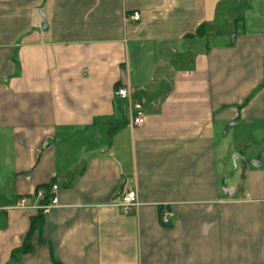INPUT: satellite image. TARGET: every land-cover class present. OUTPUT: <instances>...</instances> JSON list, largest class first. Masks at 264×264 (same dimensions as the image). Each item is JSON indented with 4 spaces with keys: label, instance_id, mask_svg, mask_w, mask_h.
<instances>
[{
    "label": "crops",
    "instance_id": "obj_1",
    "mask_svg": "<svg viewBox=\"0 0 264 264\" xmlns=\"http://www.w3.org/2000/svg\"><path fill=\"white\" fill-rule=\"evenodd\" d=\"M0 264H264V0H0Z\"/></svg>",
    "mask_w": 264,
    "mask_h": 264
},
{
    "label": "built area",
    "instance_id": "obj_2",
    "mask_svg": "<svg viewBox=\"0 0 264 264\" xmlns=\"http://www.w3.org/2000/svg\"><path fill=\"white\" fill-rule=\"evenodd\" d=\"M132 21H138L139 20V14L137 12L132 13V15L129 18ZM115 95L121 99H126L128 96V90L126 88L119 89L116 91ZM133 126L135 127H141L143 125V119L141 117H137L132 122ZM55 190H57V187L53 185V187L50 188L48 195L49 198L45 204H40L37 206V212L41 215H47L50 213L52 209H54L57 206V198L55 197ZM39 201H43L45 197V193L42 194L40 191L37 195ZM26 198H21L18 203V208H26ZM137 206V196L136 192L133 190L127 191L124 195L121 196L120 201L117 205V207L123 212L128 213L132 208ZM169 214H167L163 218V223L168 224L169 222Z\"/></svg>",
    "mask_w": 264,
    "mask_h": 264
},
{
    "label": "rangeland",
    "instance_id": "obj_3",
    "mask_svg": "<svg viewBox=\"0 0 264 264\" xmlns=\"http://www.w3.org/2000/svg\"><path fill=\"white\" fill-rule=\"evenodd\" d=\"M229 11V10H228ZM221 30H220V32H222L223 30L222 29H224V28H220ZM231 38H232V36H231ZM222 39V37H218V38H216V41H218V40H221ZM230 134H232V132H231V130H230ZM248 144V143H247ZM251 143H249L248 145H246V146H249ZM244 152H245V150H244ZM244 152H238V151H236V152H233V156H235L236 155V157L234 158V162H236L235 163V170H237V169H239V166L241 165V162H243V160H242V158H243V156H244ZM232 156V157H233ZM235 159H236V161H235ZM244 159H245V156H244ZM231 171V170H230Z\"/></svg>",
    "mask_w": 264,
    "mask_h": 264
},
{
    "label": "trees",
    "instance_id": "obj_4",
    "mask_svg": "<svg viewBox=\"0 0 264 264\" xmlns=\"http://www.w3.org/2000/svg\"><path fill=\"white\" fill-rule=\"evenodd\" d=\"M48 198H49V195L47 192V193H45V197H44V200L42 201V204H45L47 202ZM38 215H39V217L41 216V214H38Z\"/></svg>",
    "mask_w": 264,
    "mask_h": 264
},
{
    "label": "water",
    "instance_id": "obj_5",
    "mask_svg": "<svg viewBox=\"0 0 264 264\" xmlns=\"http://www.w3.org/2000/svg\"><path fill=\"white\" fill-rule=\"evenodd\" d=\"M43 17H44V15H43ZM46 26L44 25V28H45Z\"/></svg>",
    "mask_w": 264,
    "mask_h": 264
}]
</instances>
